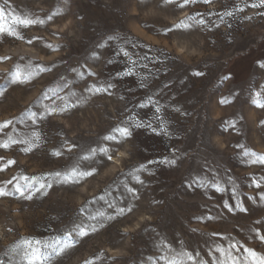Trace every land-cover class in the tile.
I'll return each instance as SVG.
<instances>
[{"label": "rangeland", "instance_id": "rangeland-1", "mask_svg": "<svg viewBox=\"0 0 264 264\" xmlns=\"http://www.w3.org/2000/svg\"><path fill=\"white\" fill-rule=\"evenodd\" d=\"M0 11V264L264 261L262 0Z\"/></svg>", "mask_w": 264, "mask_h": 264}, {"label": "snow or ice", "instance_id": "snow-or-ice-1", "mask_svg": "<svg viewBox=\"0 0 264 264\" xmlns=\"http://www.w3.org/2000/svg\"><path fill=\"white\" fill-rule=\"evenodd\" d=\"M187 2V0H186ZM205 3H208L209 0H204ZM262 3H264V0H262ZM0 19H3V12L0 11ZM21 23H24V24H29L31 23L30 21L28 20H22ZM4 32V28L3 27H0V33ZM225 79H228L229 77H224ZM261 106H264V105H261ZM118 131H120L123 135H130L128 132H127V129H118ZM123 211V210H121ZM261 264H264V261L261 262Z\"/></svg>", "mask_w": 264, "mask_h": 264}]
</instances>
